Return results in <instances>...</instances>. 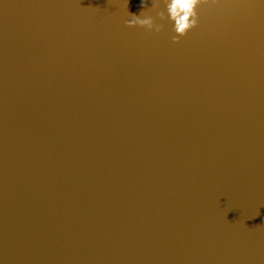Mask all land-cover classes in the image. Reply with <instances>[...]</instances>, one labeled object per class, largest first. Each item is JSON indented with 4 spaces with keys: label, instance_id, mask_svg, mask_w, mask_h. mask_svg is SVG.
I'll use <instances>...</instances> for the list:
<instances>
[{
    "label": "water",
    "instance_id": "water-1",
    "mask_svg": "<svg viewBox=\"0 0 264 264\" xmlns=\"http://www.w3.org/2000/svg\"><path fill=\"white\" fill-rule=\"evenodd\" d=\"M0 0V264H264V0Z\"/></svg>",
    "mask_w": 264,
    "mask_h": 264
},
{
    "label": "clouds",
    "instance_id": "clouds-1",
    "mask_svg": "<svg viewBox=\"0 0 264 264\" xmlns=\"http://www.w3.org/2000/svg\"><path fill=\"white\" fill-rule=\"evenodd\" d=\"M208 0H163L165 10L156 11V16L161 20L172 22L173 30L176 33L173 36L174 41H179V38L186 35L191 29L199 24V13L197 9L201 4L207 3ZM159 3L157 0L151 7H146L139 15L130 14L131 18L127 23L129 26H141L148 30L161 31L163 24L156 23L155 17L148 14L146 9H158Z\"/></svg>",
    "mask_w": 264,
    "mask_h": 264
}]
</instances>
